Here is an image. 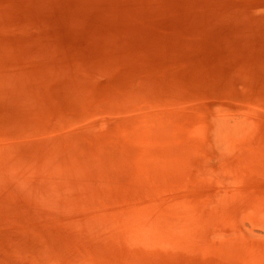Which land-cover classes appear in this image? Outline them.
Segmentation results:
<instances>
[{"label":"bare ground","instance_id":"obj_1","mask_svg":"<svg viewBox=\"0 0 264 264\" xmlns=\"http://www.w3.org/2000/svg\"><path fill=\"white\" fill-rule=\"evenodd\" d=\"M252 61L249 72L254 77L264 73V60ZM243 63L222 66L217 76L221 89L227 87L214 97L201 83L181 82L168 90L171 82L165 79L155 77L150 85L140 80L138 99L119 101L113 94L119 100L99 116L100 121L97 115H92L96 122L89 116L81 120H94L93 127L100 130L91 129L90 121V126L87 121L81 126L79 117L80 124L73 116L66 117L69 124L71 118L72 125L80 126L75 129L63 120L68 130L75 129L69 136L71 129L62 125L72 139L68 148L62 146L63 137L53 139L52 133L48 144L45 139L35 143L33 138L37 151L41 143L52 150L36 156L29 143L30 151L24 149L31 157L23 154L18 159L11 153L22 163L7 162L13 161L11 155L1 150H22L28 143L7 138L22 142L9 145L3 138L0 144L7 142L10 148L0 145V156L6 157V152L9 158L0 157V166L7 163L0 167V264H264V81L250 80ZM51 112L44 116L49 118ZM51 138L54 142H49ZM57 153L58 159L53 160ZM26 155L33 160L30 164ZM13 163L29 173L25 175L21 165L15 164L20 171L13 169ZM34 163L41 164L44 172H55L56 178L48 180V172L43 174ZM26 166L39 173L34 169L31 174ZM32 175L42 192L50 193L49 185L54 195H58L56 188L61 190L59 197H52L59 199V207L42 213L39 207L47 206L42 192L31 199L34 203L26 202L33 196V187L26 189L31 193L27 196L18 180L23 184L22 179ZM69 191L74 193L70 198ZM108 194L115 199L109 202Z\"/></svg>","mask_w":264,"mask_h":264},{"label":"rangeland","instance_id":"obj_2","mask_svg":"<svg viewBox=\"0 0 264 264\" xmlns=\"http://www.w3.org/2000/svg\"><path fill=\"white\" fill-rule=\"evenodd\" d=\"M252 59L264 60V0H0V132L2 134L0 143L3 142V138L8 142H11V138H16L28 143L26 147L20 145L21 151H15L11 146L13 151L10 149V152L8 149L10 146L5 145L7 142L4 140L6 143L2 144L7 146L8 150L1 151H9L11 158L13 154L14 158L19 156L18 159H23V154L29 155L28 148L34 143V139L35 143L36 140L43 139L47 142L52 135L53 139L55 135L59 139L63 137L61 142L66 144L62 146L68 148L72 139L67 137V131L71 129L68 134L71 136L75 127L79 126H75L76 123L87 116H89L87 119H94L92 115L94 117L97 115L98 120L97 118L94 120L100 121L101 115L106 114L110 106L119 99V101H126L131 97L133 100L138 99L140 96L138 89L143 87L137 83L140 80L150 85L155 77L159 80L165 79L171 82L170 86L165 88L168 90L177 88L181 82L184 85L202 84L203 90L214 97L221 94L227 87L224 86L221 89V78L217 76L219 72H223L222 66L226 62L243 63L245 61L243 64H246L248 78L250 80L255 78L261 83L264 81V73L261 74L262 76L254 77L249 72V68L253 66ZM235 69L237 68H232V70ZM113 91L117 94L112 93ZM124 91L127 92L126 97ZM128 91L134 92L128 94ZM108 100L114 102L110 103ZM50 112L54 117L47 118ZM45 113L49 115L44 116ZM35 115L38 117L35 118ZM42 115L43 118H41ZM72 116L76 118V121L79 117L74 125L71 124ZM66 117H71L70 124L75 128L73 131L72 127L69 126L68 130V126L64 124ZM32 118L37 119V122L36 120L33 122ZM38 121H40L39 125L33 124ZM85 121L81 122V126ZM88 121L91 122V120ZM57 122L61 124L60 130ZM23 123L27 126L25 127ZM48 123L51 128L48 127ZM91 123L88 125L90 126ZM93 123L90 126L91 129ZM17 126H22L20 131ZM62 128H67V134ZM95 128L93 127L95 131L100 130ZM7 130L11 131L5 132ZM16 131L18 132L15 134ZM37 134L42 136L38 137ZM26 138L34 139L28 142ZM13 140L9 145L17 141ZM51 141H53L52 138L49 142ZM59 141L56 138L55 143L59 145ZM19 142L17 141L18 144L22 143ZM29 143L32 144L29 145ZM2 144L0 145L3 146ZM16 144L15 148L18 149ZM34 144L31 148L36 150ZM41 144L39 147L42 151L36 150L38 152L35 151L36 156L47 152L48 148L45 149V144ZM24 148L29 151H25ZM64 150L66 152L67 150L62 149V152L66 154ZM54 152L57 151L54 150ZM58 153L61 151L58 150ZM58 153L57 156H52L53 160L59 157ZM4 154L6 157L3 154L0 157L8 158L7 153ZM67 154L66 156L69 155ZM30 157L26 158L29 162L25 160L24 163L27 161L30 164L32 160ZM11 158L10 160L13 161L7 162H16V160L23 162L17 157L16 160ZM42 158L40 162H43ZM82 158L83 155L79 157L80 160ZM36 159L35 162H37ZM45 162L47 164L50 161L47 159ZM37 163H34L35 167H41V164ZM15 164L13 163L14 168H11L20 171L21 169ZM35 167L30 169V166L28 169L26 166L25 168L33 174ZM90 167H92L91 164ZM39 170L43 171V174L48 172L47 168L45 172L40 168ZM22 171H26L23 166ZM5 173L8 174V172ZM26 173L29 172L26 171L25 175ZM48 173L49 177L46 178L51 177L53 181L56 178L53 174L55 172L49 170ZM41 174L40 176L45 179ZM87 175H91V171ZM35 176L32 175L34 178L23 176L25 179L21 178L23 182L25 181L23 184L18 180L19 186L22 185L20 188L24 191L30 190L31 187L33 190L36 188L35 192L31 190L33 196L30 192H24L32 197L28 200L25 198L29 204L30 201L32 202L31 199L40 196L36 193L42 192L41 189H43L34 185L37 179ZM13 177L15 178L14 175ZM14 178V181H11L17 184L18 181ZM42 178L40 181L44 180ZM30 180H35L34 184L33 181L32 184L29 182L30 188L23 189L25 185L29 187L26 182ZM46 180L44 182H49ZM47 185L45 188L48 187ZM49 186L48 189H51L50 193L47 190L49 194L47 191L42 192L43 195L45 193L42 197L44 204L47 205L39 207L41 211L44 210L42 213L50 211L49 209L53 207H59V199L53 198L59 197L62 194H60L61 190L56 186L55 190L58 192L54 191L58 195H54L51 185ZM104 188L102 187V190ZM73 192L68 193L74 195ZM108 195L109 202L116 197ZM60 211L63 213L64 210Z\"/></svg>","mask_w":264,"mask_h":264}]
</instances>
